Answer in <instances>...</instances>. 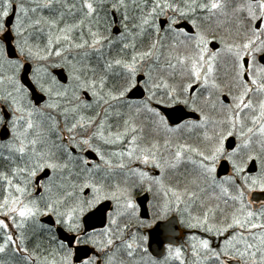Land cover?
Masks as SVG:
<instances>
[{
	"label": "snow or ice",
	"instance_id": "6c2138e0",
	"mask_svg": "<svg viewBox=\"0 0 264 264\" xmlns=\"http://www.w3.org/2000/svg\"><path fill=\"white\" fill-rule=\"evenodd\" d=\"M30 2L33 6L29 8L17 0H0V127L6 126L5 131L10 133L8 142H0V149H7L9 155L0 153V158L14 165L10 175L0 173L4 185L0 199V253L9 247L26 252V223L36 221L42 214H53L55 224L70 235L46 264H74V256L79 264H114L118 254L132 264L137 254L148 251L144 247L146 238L136 233L126 240L127 226L120 228L115 218H110L102 232L89 231L88 213L99 201L114 200L123 209L120 215L135 216L133 190L147 184V192L155 188L163 196L164 208L173 203L177 208L183 205L186 226L206 234L189 238L196 258L193 264H264V199L251 195L257 190L264 193V99L258 104L253 99L264 97V0H96V4L83 0L86 17H97V29L89 27L87 36L83 21L61 27L63 12L52 19L43 15L34 19L29 14L44 10L53 13L61 0ZM97 5L105 16L120 14L123 31L118 41L99 30ZM13 10L14 22L10 19ZM212 19L236 26L237 38L222 41L224 47L219 50L211 47L214 40H209L203 28L204 21ZM42 24L49 29L43 47L30 42L32 33L28 31ZM115 43L121 45L119 58L109 59ZM180 45L185 46L184 52L179 51ZM73 51L79 55L71 56ZM223 52L231 57L229 91L235 89V94L220 100L223 119H212L197 100L205 92L206 103L214 96L219 99L222 85L215 73ZM22 60L37 62L30 76ZM49 68H67L66 81ZM116 68L120 70L115 72L117 82L110 86L108 73ZM141 87L146 98L129 103V95ZM177 104L198 112V118L173 127L159 106ZM102 106H106L103 118L99 112H84ZM123 108L134 112L125 117ZM211 109L217 110L215 102ZM110 116L123 121L122 130L113 132L111 124L106 126ZM141 116L144 121L137 124ZM60 118L64 128H60ZM146 128L154 139L142 143ZM90 129H95L91 135ZM193 130L200 131V142L181 143L177 134ZM65 131L72 148L86 147L104 160L94 141L108 145L119 142L126 147L113 155L135 159L158 173L130 168L124 184L117 183L112 191L106 190L103 181L66 185L62 177L59 184H53L57 173L67 171L72 175L69 163L85 173L100 169L99 165H90L86 157L69 151L63 138ZM105 163L110 172L111 163ZM182 163L191 166L190 179L186 177L183 188L166 184V171ZM225 164L231 166V172L224 169L226 174L221 175ZM252 164L257 166L254 174L249 168ZM116 167L124 169L127 165L121 162ZM48 170L52 176H48ZM87 188L92 189L90 199L80 195ZM39 189L47 195L33 197ZM97 236L103 238L98 240ZM213 238L222 242L214 245ZM88 245L95 252H83L81 256V246ZM181 255L182 249L176 248L175 257L180 259ZM119 264L126 262L121 259ZM181 264L187 262L181 260Z\"/></svg>",
	"mask_w": 264,
	"mask_h": 264
},
{
	"label": "flooded vegetation",
	"instance_id": "af4514ba",
	"mask_svg": "<svg viewBox=\"0 0 264 264\" xmlns=\"http://www.w3.org/2000/svg\"><path fill=\"white\" fill-rule=\"evenodd\" d=\"M221 20H223V18H221ZM15 21V19H14ZM13 21V22H14ZM119 19L117 20V23L114 22V19H112V30H111V34L113 35H120L121 33V28L119 26ZM117 26V27H115ZM186 29H190V25L184 24L183 25ZM203 28L204 30L209 34L208 38L209 40H214V43L211 45V47L213 49L219 50L221 48L224 47V44L222 43V41H227V42H231L233 39L237 38V32H236V26L234 24L228 23V22H223L221 23V21L216 20V19H212V20H206L203 23ZM118 29V32H116L117 34L114 33V30ZM107 33H104V35H106ZM139 46V43H138ZM185 51V50H184ZM118 53V52H117ZM115 53L113 55L114 58H116V54ZM131 54V50H129V55ZM120 55V53H119ZM172 55H176L173 54ZM26 61H24L25 63ZM31 63V70L34 67V62L32 61H27ZM175 62V61H173ZM264 62V61H262ZM51 70H53L54 68H50ZM65 69V68H64ZM114 72H118L117 68L114 69ZM177 72H179V67L177 69ZM216 75V79L217 82L222 85V90L221 93L217 94L219 96V99L216 98V96L212 97L211 100H209L207 103L205 102L204 97L207 96V92L204 93L203 97H200L197 100V104L199 105L200 108H203L205 112H207L212 119H223V113L220 111V100L224 99L225 97H229L231 95L235 94V89H233L231 92L229 91V85L231 82V57L227 54V52H223L221 54V57L218 61L217 64V71L215 73ZM109 77H111L109 75ZM112 81H115V75H113V80L110 79L109 84L111 86ZM179 82V78L177 77V81ZM146 98V93L144 92V96L142 98H129L128 97V102L129 103H136L138 101H141L143 99ZM254 101L259 102L260 99H264V97L261 96H254L253 97ZM89 102H91L92 98L89 96L88 97ZM215 102L216 106H217V110L215 112L212 111L211 109V103ZM230 99L228 100V103H230ZM43 103V102H42ZM41 103V104H42ZM163 107H167V108H174V107H182L184 110L188 111V112H192L191 109L183 104H177V105H172L171 107H168L166 105H160ZM5 112H8L9 110L5 107L4 108ZM121 111H123L125 117H127L131 112H134V110H130L128 108H123L121 109ZM86 115H95L96 112L100 113V117L103 118L104 117V108H96L95 110L93 109H85L84 110ZM193 113V112H192ZM196 114V117H187L184 118L183 120H181L178 124H182L188 120L191 119H196L199 116V113H194ZM143 116L137 118V119H142ZM63 120V118H61ZM108 119L113 120L116 124H119V128H122L121 126H123V122L120 120L119 122L116 120V118L114 116H110L108 117ZM141 123V122H140ZM139 123V124H140ZM173 127L176 125L171 124ZM5 127H0V134L2 131H5ZM212 125H209V129H211ZM60 128H64V121H61L60 123ZM116 129H118L117 126L112 127V131L114 132ZM95 129H90L88 134L91 135L92 131H94ZM8 133V132H7ZM193 136V140L196 141L197 143L200 142V134L198 133V130H194L192 131ZM63 138L66 142L65 146L69 147V151L72 152V154L74 156H84L86 157L89 161H90V165L93 166V163L99 162V159L97 157V155L95 154V152H93L92 154L96 157L95 159H89L88 157V152H92L90 149L88 148H83L81 149H77V148H72L70 146V140H69V136L67 134V132L65 131L63 133ZM10 140V133H8V136L6 138L1 139L0 138V142H8ZM232 143H235V140L233 139L231 141ZM0 153H3L4 156L9 155V153L7 152V149H0ZM127 158V156H126ZM1 162H5L7 164V168H8V172L11 173L12 168L14 167V165L12 164V162L10 160H5L3 158H0ZM129 159H126V165L127 167L124 169L126 171L123 170L122 178H125L128 174H129V170L130 168H139L141 170H147L150 173H158V170L149 168L145 165H143L142 163H138V162H132ZM78 167V166H77ZM250 170L253 172V174L255 173V171L257 170V166L255 164H252L249 166ZM224 169L227 170V173L230 174L231 172V166L228 164H225L223 166V170H221L220 174L224 175L226 174ZM48 176H52V172L51 170L48 171ZM57 177H60L58 175L55 176V179H57ZM71 179L75 178L78 179L80 178L79 175H75L70 177ZM44 179L46 180L47 177H44ZM131 179V178H130ZM146 188H138L135 190V192L133 193L134 196V202L136 203L135 199L138 195L142 194L143 192H145ZM257 192H259L257 190ZM149 193V200L147 203L148 206V210H149V217L147 219H143L139 217V207L137 205V212L135 216H128L127 218L124 217L122 215L121 218L122 222L120 223L121 225H119V227L124 228L126 227V231L124 232V238L126 240H130V237L132 234H136L139 233L140 235L144 236L146 238L145 243H144V247H146L148 249L147 252L142 253L141 254H137L135 261L132 262V264H144L145 262H149L152 264V261H165L166 264H169L168 262H172V264H176V263H181V260H185L186 262H191L193 263V261L196 259L195 257L192 256V249L190 247V244L193 243V241H191L189 238L192 235H195L197 238H199L200 236H206L205 233L200 232L199 229H190L186 226L185 221L187 219V215H182L181 216V208H175V207H171V211H166L162 216L156 215H152V209H155L157 213L161 212V206L162 203L158 202L157 199H154V204L152 201V195L150 192ZM41 194H43V189H39L33 192V197L35 198H39L41 196ZM252 196L256 197L258 200L260 199H264V193L260 194V195H253V193L251 194ZM153 205V208H152ZM172 205H176L175 203H173ZM182 207V205H180ZM257 208H259V204L256 205ZM161 214V213H160ZM46 215H40L38 218H36V222L38 223V227L37 229H30L29 228V232H30V237H36L37 235H40V237L44 236V232H48L49 234L47 235H51L48 237H44L43 239H39L41 245H32L30 246L33 242L34 239L29 240V241H25V245L27 247V251H15L13 248H11V250L13 251V253H11V255L13 257H15L13 264H46V261H51L53 256L56 255V252L59 249V244L61 241L58 239L57 237V233H56V228L58 226L62 227L61 225H57L55 224V215L53 214H49L48 216H51L54 224H51L49 222H46L44 220H42ZM175 216L177 219V229L173 230L171 232H167L164 230V232L158 234L159 237L162 239V245H161V250L163 252V254L161 256H154V254H152L148 248V230L154 225L155 222L157 221H165L171 217ZM106 228V227H105ZM104 228L102 229H96L95 231L97 233L102 232ZM14 231V230H13ZM43 233V234H42ZM18 234V233H17ZM42 235V236H41ZM53 235L56 237L55 241H53ZM103 238V237H102ZM222 241L220 239L217 238H213V244L217 245L219 243H221ZM66 244V242H64ZM120 241H117V244H119ZM91 247L93 249V252H95V248H93L91 245H88V247ZM73 247H75V245H73ZM48 248V249H46ZM169 248H171V255L169 253ZM176 248H181L182 249V255L180 259H177L175 257V249ZM38 251L41 253V255H35V253H38ZM93 252L91 253V255L93 254ZM50 253V256H48L47 254ZM59 257L57 256V259ZM74 258V257H73ZM144 259H146V261H142ZM121 259H124L126 264H127V257L123 256L122 254H118L116 257V260L114 262V264H119V261ZM74 260V259H73ZM190 260V261H188ZM74 264H79V262H74Z\"/></svg>",
	"mask_w": 264,
	"mask_h": 264
},
{
	"label": "rangeland",
	"instance_id": "374dc122",
	"mask_svg": "<svg viewBox=\"0 0 264 264\" xmlns=\"http://www.w3.org/2000/svg\"><path fill=\"white\" fill-rule=\"evenodd\" d=\"M20 2H23L29 8L33 6L31 4L30 0H17V3H20ZM92 2L94 4H96V0H92ZM82 3H83V0H61L60 4H57L54 6V12L53 13H49L48 10H44L42 13H36V14L29 13V14L32 15L34 19L38 18L40 15H43L46 19H52L54 17H58L60 12H63L64 18H63V21L61 22L60 26L63 27L65 24H68V25L79 24L81 21H83L82 28H83L85 36H87L89 27H91L92 30H94V31L97 29V17L96 16H94L92 18L86 17V15H85L86 9H82ZM72 5H75V7H72ZM97 7H98V5H97ZM110 7H111V5L109 3L108 8L110 9ZM132 14H134V13H132ZM116 15H117V18L119 19L120 14L117 13ZM98 17L100 20L99 30L103 33V35H104V33H107L105 36H108L113 41H118L119 35L116 36V35L111 34V29H112V25H113L112 24V15L108 14L107 16H105V11L99 10V7H98ZM14 19H16V14H15ZM14 19H13V21H14ZM119 26H120L121 32H122L123 28L121 26L120 21H119ZM28 31L32 33V36L30 37V42L33 43L34 45H39V46L43 47L47 43L48 32H49L47 24H42L36 30L28 29ZM79 32H80V29L79 28L76 29L77 35L79 34ZM120 47H121V45L119 43L113 44V46L111 48V57H109V59L114 58L113 55L117 52L118 53L116 54V58H119ZM184 50H185V46L180 45L179 51L184 52ZM105 51L106 52L108 51L107 45H105ZM173 54H176V53L173 52ZM70 55L71 56H78L79 53L73 51ZM21 62L24 63L23 60ZM32 62H34L33 64L35 67L37 65V62L36 61H32ZM60 62L62 63L63 61H60ZM49 70L51 71L50 68H49ZM117 71L119 72L120 70L117 68ZM66 73L68 75V69L67 68H66ZM108 75H110L111 79L113 80V75H115V72H109ZM113 82L114 81H112V83ZM146 95H147V93H146ZM104 107H106V106H102L100 108H104ZM37 119H40V118L37 117ZM143 120H144V118H142L141 120L137 119L136 123L139 124L140 122H143ZM61 121H63V120L60 118V123H61ZM107 124H111L113 127L118 125L111 119H107L106 126H107ZM46 126L47 125H45V127ZM117 130H122V128H118L115 131H117ZM198 133L200 134L199 130H198ZM191 134H192V132L189 133V132L185 131L183 133H178L177 135H179L181 137V140H180L181 143L187 142V143H191L193 145L198 144L196 141L193 140V136ZM53 139H55V137H53ZM152 139H154V137L151 134V130L146 128L145 140L142 143H149V142H151ZM94 144L99 148L100 152L103 153V155H104V160H101L100 157L97 155L99 162L93 163V166L94 165L100 166L99 171H95L94 173L80 172L79 167H74L72 163H69V169H71L72 175L69 176L67 171L64 172L62 175L60 173H57V175L60 177H57V179H55V177H54L53 178V184H59L62 181V177H63V182L66 185L75 184V185L80 186L85 181H92V180H94L97 184H99L101 181H103L106 185L107 191L114 190V186L117 183L123 185L125 178H122L121 174L123 173V170L125 168L120 169V168L116 167V165L120 164L121 162L126 164V159H128V158H126V156L121 157L118 155H113V153L122 151L126 147V145L119 143V142L114 144V145H108V144H104L103 141H100V140L94 141ZM105 160L109 161L112 165L110 172H109L108 164L105 163ZM131 161L133 163L134 162L140 163L139 161H137L135 159H132ZM7 170H8L7 164L5 162L0 161V173H8L10 175L11 173H9ZM124 171H126V170H124ZM127 171H129V170H127ZM190 171H191V166L187 165V164H183V163L181 165H179L177 168H174V169L170 168L165 173V176H164L165 183L169 184V185L179 186V187L183 188L184 184L186 183V177L190 179V177L188 176V173ZM77 172L80 173L79 174L80 178L71 179L70 177L77 175L76 174ZM131 182H132V180L129 179V184H131ZM3 186H4L3 183L0 182V199H2V196H3V191H2ZM147 187H148V185L145 184L144 188H147ZM88 189H89V192L86 195H84L83 193L80 194V195L84 196V198H86V199H90L92 197V189L91 188H88ZM135 190L136 189L133 190V193L135 192ZM55 191H56V189L53 188V193H55ZM77 191H79L78 188H77ZM43 195H47V194H45L43 192V194H41V196H43ZM151 195L153 197L152 198L153 204H154V199H157L158 202L162 203V206L160 207L161 208V212H160L161 214L157 213L155 209H152V215L156 216L159 214V216H162L166 211H171L172 210L171 207L177 208L176 205H171L170 208H167V209L164 208V206H163L164 205V198L161 194L156 193L155 188L153 189V192H151ZM132 199L134 200L133 195H132ZM112 202H113V210L109 213V220H110V218H115V219H117L118 225H121L120 223L122 222L123 218H121L122 215H120L119 213L123 212V209L117 207L116 201L112 200ZM179 207L183 209L184 206L182 205V207L181 206H179ZM41 208H43V202H41ZM152 208H153V205H152ZM48 215H46L42 218H45ZM182 215H187V213H184L183 211H181V216ZM123 216L127 218L129 215H123ZM109 220H108V224H109ZM36 226H38V223L36 221H29L26 223V230L29 233V239L27 241L34 239V242L30 246L41 245L39 239H43L44 237L51 236V235H47L49 233L45 231L44 232L45 235L44 236L41 235L42 237H40V235H37L36 237H30L29 228L30 229H37L38 227H36ZM121 228H122V226H121ZM97 239L98 240L102 239V237L97 236ZM0 243H2V241H0ZM11 248L12 247H9L5 250V252L0 253V264H13L15 257H13L11 255V253H13ZM46 249H48V248H46ZM35 255H41V253L38 251V253H35ZM47 255L50 256V253H48ZM142 261H146V259L143 258ZM188 261H190V260H188ZM156 262H157V264H166L165 261H156ZM168 263L172 264V262H168ZM144 264H151V263L145 262ZM176 264H181V263H176ZM187 264H193V263L187 262Z\"/></svg>",
	"mask_w": 264,
	"mask_h": 264
},
{
	"label": "water",
	"instance_id": "95a60500",
	"mask_svg": "<svg viewBox=\"0 0 264 264\" xmlns=\"http://www.w3.org/2000/svg\"><path fill=\"white\" fill-rule=\"evenodd\" d=\"M15 15V10H13L10 14V19L13 22V18ZM114 21L116 22V15H112ZM115 32H117L115 30ZM13 52L15 53V49L13 48ZM26 68H27V75L29 73V63H26ZM55 73L57 74V76L59 77H64L65 81H66V75L64 74V71L62 69H58L55 70ZM23 74V73H22ZM37 97H39L41 94L39 92L36 93ZM144 95V92L142 90V88L136 89L133 91V93H131L129 95L130 98H141ZM160 110L167 116L170 118V123L171 124H177L179 123L181 120H183L184 118L187 117H196V114L192 113V112H187L186 110H184L182 107H174V108H166V107H159ZM2 136H6L5 133L2 134ZM88 157L89 158H93L95 159L96 157L92 154V152H88ZM222 169H220L221 172ZM88 192V189H86L84 191V193L86 194ZM262 194L261 192H254L253 195H260ZM138 206L140 208V216L142 218H148L149 214H148V209H147V200H148V194L144 193L140 196H138L136 198ZM112 208L111 206V201L110 200H105L101 203H99L94 209L90 210L88 213V218H89V224L91 225V227L89 228L90 230L96 229V228H103L105 226L106 223V215L107 212ZM42 220L49 222V223H53V220L51 218V216H47L45 218H43ZM177 229V221L176 218L173 217L165 222H157L152 228H150L148 230V248L150 250V252L152 254H154V256H160L163 254L162 250H161V245H162V239L159 237L158 234L167 231L168 233L176 230ZM56 232H57V236L60 240L64 241L67 243V240L65 239V237H68L70 234L67 233L66 231H64L61 227H57L56 228ZM81 256L83 255V252H87L88 255H90L92 253V249L89 248L88 246H81ZM74 262H79L78 260L75 259L74 256Z\"/></svg>",
	"mask_w": 264,
	"mask_h": 264
},
{
	"label": "bare ground",
	"instance_id": "6f19581e",
	"mask_svg": "<svg viewBox=\"0 0 264 264\" xmlns=\"http://www.w3.org/2000/svg\"><path fill=\"white\" fill-rule=\"evenodd\" d=\"M62 228V227H61ZM64 231H66L64 228H62Z\"/></svg>",
	"mask_w": 264,
	"mask_h": 264
},
{
	"label": "trees",
	"instance_id": "16d2710c",
	"mask_svg": "<svg viewBox=\"0 0 264 264\" xmlns=\"http://www.w3.org/2000/svg\"><path fill=\"white\" fill-rule=\"evenodd\" d=\"M119 19H120V16H119Z\"/></svg>",
	"mask_w": 264,
	"mask_h": 264
}]
</instances>
